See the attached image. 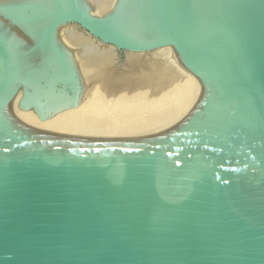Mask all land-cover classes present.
<instances>
[{
  "label": "water",
  "instance_id": "water-1",
  "mask_svg": "<svg viewBox=\"0 0 264 264\" xmlns=\"http://www.w3.org/2000/svg\"><path fill=\"white\" fill-rule=\"evenodd\" d=\"M46 1L23 21L43 24L23 49L0 31V264H264V0H121L104 17L86 0ZM67 25L114 47L119 64L173 49L204 104L132 142L18 124L8 105L29 87L36 101L48 92L55 69L38 57L68 58Z\"/></svg>",
  "mask_w": 264,
  "mask_h": 264
},
{
  "label": "bare ground",
  "instance_id": "bare-ground-1",
  "mask_svg": "<svg viewBox=\"0 0 264 264\" xmlns=\"http://www.w3.org/2000/svg\"><path fill=\"white\" fill-rule=\"evenodd\" d=\"M86 1L98 17L108 15L121 3V0ZM47 3L49 1L27 0L21 4L1 5L0 31L9 34L18 51L27 46L28 37L37 35L40 31L37 28L43 25L30 26L23 24V21L48 8ZM57 40L67 52V61L50 54L38 57L41 67L53 66L52 69H55L53 84L48 85V92L36 101L33 96L38 89L29 87L8 105L9 117L35 133L71 140L105 142L157 138L183 125L207 98L203 84L182 66L171 48L145 54L127 53L123 64H119L114 47L97 43L77 26L61 28ZM37 56L36 52L30 59L36 60ZM30 59L24 65L25 73L30 72L28 69L34 65ZM168 62L176 69L174 72V68L170 73L164 68ZM77 71L81 82L77 79ZM161 71H166L164 73L169 74L170 78L164 74L165 78L161 79ZM175 71L181 80L178 77L172 79L175 76L170 74ZM165 87L172 88L168 90ZM188 93L192 95L185 100ZM182 95L184 101H181ZM169 98L173 101L171 105L174 102L177 104L170 106ZM166 102L169 106H160ZM25 106L35 108L25 110ZM169 111L172 115H169ZM52 113L57 114L46 120ZM165 116H168L167 120H162ZM145 118L149 121L152 119V124ZM85 119L89 124H85Z\"/></svg>",
  "mask_w": 264,
  "mask_h": 264
},
{
  "label": "rangeland",
  "instance_id": "rangeland-1",
  "mask_svg": "<svg viewBox=\"0 0 264 264\" xmlns=\"http://www.w3.org/2000/svg\"><path fill=\"white\" fill-rule=\"evenodd\" d=\"M166 64H167L168 66H170V67L172 66L171 62H170V63L168 62V63H166ZM169 64H171V65H169ZM167 65H165L164 68H166V69H167V72L170 73L171 69H173L174 67L169 68ZM164 68H163V70H164ZM166 69H165V70H166ZM174 70H176V69L174 68V69L172 70V72H174ZM161 72H163V73H161V74H162V75H161V79L165 78V75H166V77L169 75V74L164 73V72H166V71H161ZM172 72H171V73H172ZM164 74H165V75H164ZM176 74H177V71H175V73H173V74H170V75L175 76V77L172 78V79H175V78L178 77ZM163 76H164V77H163ZM173 76H171V77H173ZM168 77L170 78V76H168ZM178 78H179V77H178ZM179 79L181 80L182 78H179ZM172 81H173V80H172ZM174 81H175V80H174ZM171 84H173V83L171 82ZM168 85L170 86V84H168ZM169 86H166V87H169ZM171 86H172V85H171ZM166 87H165V88H166ZM165 88H164V91H166V89H168V88H166V89H165ZM170 88H172V87H170ZM170 88H169V89H170ZM169 89H168V90H169ZM185 93H186V92H184V94H185ZM191 95H192V93H188V94H186V99H185V100L189 99V96L191 97ZM183 96H184V95H182V99H181V101H182V100L184 101V98H185V97L183 98ZM187 96H188V97H187ZM168 101H169V103H170V104H169L170 106H174L175 103H176V102H174V105H173V104L171 105V103H173V101L170 100V98L168 99ZM170 101H172V102H170ZM167 103H168V102L163 103L164 105H163V104H160V106H169V105H167ZM165 104H166V105H165ZM176 104H177V103H176ZM169 112H170V111H169ZM169 112H168V113H169ZM168 113H166V114L168 115ZM163 115H164V114H163ZM163 115H162V116H163ZM169 115H172V113L170 112ZM169 115H168V116H169ZM150 116L154 117L153 114H150ZM168 116L163 117L162 120H167ZM96 117H97V116H96ZM96 117H95V118H96ZM152 117H151V118H152ZM166 117H167V118H166ZM95 118H94V120H96ZM99 118H101L100 115H99ZM99 118H97V119H99ZM87 119H88L89 121H93L92 118H91L92 120H90L89 118H87ZM87 119H85V121H86L85 124L89 122ZM145 119H146V118H145ZM145 119H144V122H145L148 118H147L146 120H145ZM142 120H143V119H141L140 122H142ZM151 120H152V119H151ZM151 120L149 121V119H148V121L152 124ZM153 121H155V120L153 119ZM146 122H147V121H146ZM149 122H148V123H149ZM88 124H89V123H88ZM110 124H111V123H110ZM110 124H109V125H110ZM154 124H155V123H154ZM109 125H108V126H109Z\"/></svg>",
  "mask_w": 264,
  "mask_h": 264
}]
</instances>
